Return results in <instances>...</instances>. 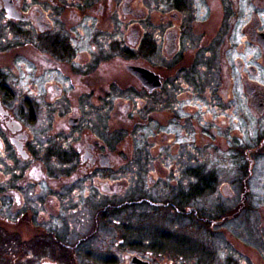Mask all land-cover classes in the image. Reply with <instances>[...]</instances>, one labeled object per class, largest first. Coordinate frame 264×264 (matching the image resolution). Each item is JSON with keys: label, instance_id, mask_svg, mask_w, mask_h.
Masks as SVG:
<instances>
[{"label": "flooded vegetation", "instance_id": "1", "mask_svg": "<svg viewBox=\"0 0 264 264\" xmlns=\"http://www.w3.org/2000/svg\"><path fill=\"white\" fill-rule=\"evenodd\" d=\"M262 163L264 0H0V264H264Z\"/></svg>", "mask_w": 264, "mask_h": 264}, {"label": "rangeland", "instance_id": "2", "mask_svg": "<svg viewBox=\"0 0 264 264\" xmlns=\"http://www.w3.org/2000/svg\"><path fill=\"white\" fill-rule=\"evenodd\" d=\"M247 131L245 132V137L249 138V136H253L254 135V130L256 129L255 124L253 123V121L251 120L250 123L246 126ZM190 151V149H189ZM208 153H210V150L208 148H203V155H206ZM178 154L181 153V155L185 154V149H182L181 147L179 148ZM190 156H188V162H191L190 160ZM253 187L254 188H264V163H262L261 165H259V167L256 170V178L253 181ZM222 183V182H221ZM149 231V229H148Z\"/></svg>", "mask_w": 264, "mask_h": 264}]
</instances>
